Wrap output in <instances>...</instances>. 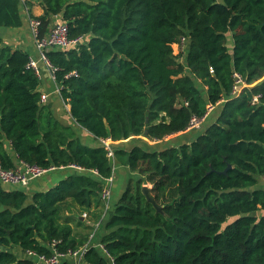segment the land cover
<instances>
[{
	"label": "trees",
	"instance_id": "obj_1",
	"mask_svg": "<svg viewBox=\"0 0 264 264\" xmlns=\"http://www.w3.org/2000/svg\"><path fill=\"white\" fill-rule=\"evenodd\" d=\"M34 1L43 9L41 35L59 15L70 37L84 36L45 54L71 117L95 138H109L110 146L131 136L159 142L219 105L190 142L112 147L114 163L139 177L102 226L96 242L107 254L93 242L83 259L264 264V0H0V27L21 26L22 8ZM181 36L185 54L173 49ZM29 57L0 37V164L16 167V156L42 167L75 165L98 178L70 174L31 194L0 181V264H33L26 251L49 254L54 240L61 252L84 244L87 237L62 213L69 203L100 202L113 173L102 142L84 145L39 102ZM144 183L160 210L142 193ZM70 259L60 264H74Z\"/></svg>",
	"mask_w": 264,
	"mask_h": 264
},
{
	"label": "crops",
	"instance_id": "obj_2",
	"mask_svg": "<svg viewBox=\"0 0 264 264\" xmlns=\"http://www.w3.org/2000/svg\"><path fill=\"white\" fill-rule=\"evenodd\" d=\"M21 11H22V24H21V26H19V27H3V26L0 27V37L2 38V40L5 44H8L12 47L22 48V49L26 50L29 53V55H31L37 59L38 53L36 51V48L34 47V42H33V38L31 35L30 28H29L27 15L29 14V15H33V16H38L43 12V9L41 7V4L38 1H34L29 6L25 5ZM59 19H61V17L59 15L54 16L52 23L58 21ZM227 40H228V47L231 48L232 40H231L230 33L227 34ZM186 48H187V45H186ZM173 49H174V52H176L175 44H173ZM184 54H185V52H184ZM38 63H39L40 71H41L39 90H40V93L46 94V98H45L43 104L47 105L52 110L53 115L62 124L70 125L72 127V129L74 130L76 136H78V138L80 139V141L84 145H87V146L99 145L101 143V139L95 138L86 129H84L80 125H78L74 121V119L71 117V115L69 113V105L64 100H62L59 92L57 91V84L52 79L48 67L40 60L38 61ZM218 108H219V105L213 106V109L211 111H213V113L214 112L216 113L218 111ZM208 116H209V113L205 117L203 122H205V120L208 118ZM213 118H214V116L211 117L210 120H212ZM205 126H203V128L201 129V132L203 131ZM198 132H200V130H198V129H186L183 132H178V133L172 134L168 137H165L164 140L167 141V140L172 139L173 142L168 143V144L178 145V144H181L183 142H190L192 139H194L197 136ZM141 137L146 139V137H144V136H141ZM126 140H123V141L125 142ZM8 148L10 149L9 146H8ZM14 158H15V162H16L17 166L22 164V161L17 160L16 156ZM116 165H121V164L114 163V166H116ZM114 166H113V173H112L113 179H114ZM121 166H124V165H121ZM124 167L128 169V167H126V166H124ZM50 171H56V172L53 174L47 175V176H44L45 175V173H44L43 175H41L39 177L31 179L26 185H21L18 183H2V186L6 189H20V190L25 191L28 194H31L35 191H44V190L48 189L49 187L56 185L60 180L66 178L70 174L88 173V174H92L98 178V176H97L98 174L95 171L86 170V169H83L81 167L74 166V165L53 168ZM50 171H48V172H50ZM259 184L260 185L264 184V180L262 179L259 182ZM123 188H124V185H122V187H121V190H120L121 193L123 192ZM121 193H119L117 195V198L121 195ZM84 213H85L84 214L85 217H84V215L81 217L79 216L78 219L80 221L78 219L76 220V221H79L80 226L82 224H84L86 230H88L89 227H93V228H95V227L100 228L101 227L102 221L98 222V219L93 217V215L89 214L87 217V215H86L87 213L86 212H84ZM73 224H74V222H71L74 233H77L80 235L82 234L83 236H86L88 240H90L89 239L90 234H91L90 232L89 233L85 232L86 230L84 232L78 231V230L74 229ZM103 224H104V222H103ZM76 225H79V224H76ZM77 227H79V226H77ZM99 228H98V230H99ZM102 231H103V228L101 227L99 230V233H101ZM96 232L97 231H95V233H94L95 235H96ZM95 235L93 236V239L91 240L92 243L96 242L98 240V237L96 239H94ZM95 244H97V242ZM16 249H18V248H16ZM22 255H24V254L21 253V256ZM70 260H72L73 263L75 264L74 258H72ZM78 264H89V263H87L83 258H81L79 260Z\"/></svg>",
	"mask_w": 264,
	"mask_h": 264
},
{
	"label": "built area",
	"instance_id": "obj_3",
	"mask_svg": "<svg viewBox=\"0 0 264 264\" xmlns=\"http://www.w3.org/2000/svg\"><path fill=\"white\" fill-rule=\"evenodd\" d=\"M28 24L31 31V35L34 42V47L38 53V58H34L30 55L27 66L34 69L35 73L39 78H41V71L38 61H42L49 69L50 75L54 80V67L49 63L45 51L48 48H58L66 49L72 47L79 42L84 40L83 35H78L76 37L69 36V26L66 21L58 20L52 23L49 27V30L45 34H40V20L37 16L27 15ZM176 52L174 53H184L187 45V37L181 36L175 43ZM71 74H76L75 71H71ZM235 82L233 92L239 90V86L242 83L240 77L235 73ZM55 82V80H54ZM56 83V82H55ZM57 84V83H56ZM57 91L59 92V86L57 84ZM46 98V94H40L39 102L43 103ZM212 104H209L206 110V113L202 117L192 116L189 121V125L186 129H195L199 128L205 117L213 109ZM102 144L107 149L109 156H113V148L110 146V139H101ZM155 142V140L153 141ZM75 166V165H74ZM54 167H42L37 164H27L22 162L21 165L11 168H3L0 164V181L3 183H18L21 185H26L31 179L39 177L44 173L50 171ZM113 183L112 175L105 179L104 186L101 189L100 196L104 202L106 208L109 206V199L111 196V187ZM93 236V235H92ZM92 236L90 240L86 241L80 247L74 250H68L66 252L58 251L55 247L56 241H52L49 245L51 252L49 254H41L32 250L26 251V255L30 258L33 264H60L63 258H74L75 264H78L79 260L83 258V254L86 248L92 244ZM102 251L107 254L106 249L102 244H96Z\"/></svg>",
	"mask_w": 264,
	"mask_h": 264
},
{
	"label": "rangeland",
	"instance_id": "obj_4",
	"mask_svg": "<svg viewBox=\"0 0 264 264\" xmlns=\"http://www.w3.org/2000/svg\"><path fill=\"white\" fill-rule=\"evenodd\" d=\"M61 19H59L60 21ZM198 81V80H197ZM197 85L200 87L201 90L204 89V87L199 83V81L197 82ZM215 114L213 113V111H210L209 112V116L208 118L205 120V122H203L199 128H195V129H198L200 130L201 132V129L203 128V126H205L209 121H210V118L213 117ZM198 132V133H200ZM173 142V140H162V141H159V142H153V141H150L149 139H145V138H142L141 136H131L130 138H128L125 142L123 141H116L114 143L111 144V147H123V148H129L131 147L133 144H139L141 145L142 147L144 148H147V149H151V148H158V147H162V146H165L167 145L168 143H171ZM114 166V165H113ZM56 171H50V172H47L45 173L44 176H47V175H50V174H53L55 173ZM139 177V173L136 172V171H130L129 169L125 168L124 166H121V165H116L114 166V179H113V183H112V187H111V196H110V199H109V206L108 208H106L104 202L102 200H100V202H95V200L92 202L91 206L90 207H86V206H79V205H75L74 203H69L66 207V209L63 211V215H66V216H69L70 217V222H74L73 226H74V229L78 230V231H82L84 232L86 229H85V225L82 224L80 226V223H79V216H83L86 212L87 214V217L88 215H93V217H95L96 219H98V222L102 221V225L101 227L103 226V222H105L108 218H110V216L114 213V204L116 203V201L118 200V197L117 198V195L120 192L121 190V187L122 185H124V188H123V191L124 189L126 188L127 184L129 181H131L132 183L135 182V180ZM144 184H147L149 187L151 186L149 183H144ZM67 211V212H66ZM85 217V215H84ZM79 220V221H76V220ZM76 224H79V225H76ZM79 226V227H77ZM100 227V228H101ZM99 228V227H98ZM98 228H93V227H89L88 230H86L85 232H90V237L93 235H95V231L96 232V235L94 237V239H96L98 236H99V230ZM89 237V238H90Z\"/></svg>",
	"mask_w": 264,
	"mask_h": 264
},
{
	"label": "water",
	"instance_id": "obj_5",
	"mask_svg": "<svg viewBox=\"0 0 264 264\" xmlns=\"http://www.w3.org/2000/svg\"><path fill=\"white\" fill-rule=\"evenodd\" d=\"M110 164H111L112 166L114 165V159H113L112 156H110ZM228 167H230V165H228ZM228 167H227V168H228ZM224 171H225V170H224ZM141 191H142V193L145 195V197L147 198V200H148L149 202H151L154 206H156V208H157L158 210H160V206L157 205V204L155 203V201H154L153 195H152V193H151V191H150V187L147 186L146 184H143V185L141 186Z\"/></svg>",
	"mask_w": 264,
	"mask_h": 264
}]
</instances>
